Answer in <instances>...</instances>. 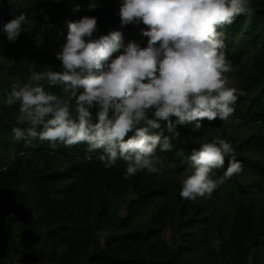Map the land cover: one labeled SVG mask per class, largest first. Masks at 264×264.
<instances>
[{"label": "trees", "instance_id": "1", "mask_svg": "<svg viewBox=\"0 0 264 264\" xmlns=\"http://www.w3.org/2000/svg\"><path fill=\"white\" fill-rule=\"evenodd\" d=\"M116 1L99 0L102 7L87 11L90 0H79L80 10L73 11L71 0H16L10 20L26 12L32 24L33 48L44 40L42 53L28 58L29 39L20 35L15 42L7 40L3 25L11 7L9 0H0V49L11 50L15 61L29 72L60 71L61 62L55 54L66 42L67 22L97 17L96 36L107 35L118 30L121 21ZM252 6L254 15L241 16L226 28L227 40L231 42L241 34L240 49L246 50L226 48V56L231 66H238L236 79L235 75L228 76L231 85L246 93L238 99L232 116L249 127L256 147L264 150V0H253ZM146 27L129 25L127 29L141 35V28ZM43 28L48 30L47 38L40 34ZM119 31L126 43L124 32ZM245 55L248 59L243 61ZM47 90L58 95L62 92L60 87ZM2 109L5 106L0 104ZM8 109V117H4L7 113L0 115V139L5 142L0 153V169H4L0 170V264H41L42 253L47 257L45 264H180L181 251L190 246L186 244L201 241L210 228L218 232L220 261L204 259L197 264H264V208L243 197L249 191L238 178L240 173L231 184L240 191L239 196L229 184L222 190L219 187L212 193L216 197L209 199L189 201L179 194L182 184L176 173L184 171L186 176L188 156L204 138L184 140L180 134L173 140L171 151L158 152L160 173L144 172L124 180L123 162L104 169L98 161L85 159L84 145L52 149L48 142L36 140L34 147L24 148L22 141L14 139L12 128L27 125L18 121V106ZM233 148L242 166L255 167L264 181V161ZM13 149L15 160L10 159ZM227 166L226 159L224 169L216 173L223 175ZM65 180L61 187L64 194L55 198L58 183ZM225 201L230 210L224 208ZM148 206L154 209L143 229L138 223L139 213ZM39 223L46 228L43 252L31 242V230ZM166 226L181 237L178 247L161 237Z\"/></svg>", "mask_w": 264, "mask_h": 264}, {"label": "clouds", "instance_id": "2", "mask_svg": "<svg viewBox=\"0 0 264 264\" xmlns=\"http://www.w3.org/2000/svg\"><path fill=\"white\" fill-rule=\"evenodd\" d=\"M252 3L119 0L122 26H147L140 30L148 38L146 47L136 41L125 44L119 30L97 37V17L67 22L66 42L55 54L61 70L33 71L27 82L12 83L0 102L7 107L18 104V121L27 125L12 128L14 139L26 149L36 140L52 149L84 145L85 159L98 161L104 169L123 162L124 180L160 173L158 152L172 150L179 126L198 132L205 119L226 121L246 94L226 75L232 70L226 28L241 16L254 15ZM102 6L90 0L87 11ZM79 10L80 5L73 9ZM31 27L27 13L21 12L3 31L15 42ZM53 87L66 95L47 90ZM10 159H16L15 149ZM226 159L227 168L216 178ZM242 169L230 142L204 138L188 156L179 194L189 201L210 198Z\"/></svg>", "mask_w": 264, "mask_h": 264}, {"label": "rangeland", "instance_id": "3", "mask_svg": "<svg viewBox=\"0 0 264 264\" xmlns=\"http://www.w3.org/2000/svg\"><path fill=\"white\" fill-rule=\"evenodd\" d=\"M73 4L79 5V0H71ZM119 0H117L115 3V8L119 9L120 4H118ZM10 7H11V12L7 15L5 23H7L10 18L13 17L14 13V5H16V0H9ZM133 25V24H129ZM122 26L121 21L117 25V29L122 30L125 35V40L127 44L130 41H138L142 47H146L147 45V37H143L137 33V31L133 30L131 33L127 29L129 26ZM134 26V25H133ZM31 28L27 32H22L20 35L24 39H29V44L26 48L27 51V57L32 58L36 54H41L44 48V40L41 39L38 41L40 43V46H36V48H33L32 43V30ZM42 36L45 38L48 37V30L47 28H43L40 33ZM242 35L238 34L236 38H234L233 41L230 42V40H227V49L232 50L234 52L236 51H244L240 49V40H241ZM248 51V50H247ZM246 51V52H247ZM119 53L114 54L118 55ZM248 55V53H247ZM247 55L244 56L245 61L247 58ZM30 69H33V66L30 67ZM238 69V66H232V70L230 73H227L226 75H235L236 79V71ZM32 72L27 71V69L24 67V64L15 61L14 59V54L11 50H5V49H0V102H2L4 99H6V93L10 91L11 85L14 82H27L29 76L31 75ZM60 95H66L61 92ZM2 106L3 103H0ZM13 106H18L19 105H13ZM7 106H5V109H2L0 111V115L4 117H8L7 115L10 112L8 109L7 111ZM5 110V112H4ZM4 113V114H3ZM19 115V114H18ZM204 127L198 131V132H193L191 127L189 126H179L178 131L181 134V137L184 140H188L190 138H193L194 136H200V138H209L210 136H218L220 138L225 139L226 141L230 142L232 146L241 148L243 152L247 154V156L252 157L255 160H260L264 161V150H261L256 147L255 145V138L251 135V131L248 126L241 125L240 124V118L237 116H231L228 120L226 121H220L219 119L214 120V121H207L206 119L202 121ZM5 148V142L0 139V153L4 152ZM2 160L5 162L7 160V156H4ZM38 160V157H37ZM222 175H218L216 173V178L220 177ZM176 177L179 181V183L182 184V180L185 178V173L184 171L177 172ZM239 179H242L243 182L246 183L247 185V190L249 191L248 194H245L243 197L249 202L253 203L256 205L257 208L263 209L264 208V181L261 180L260 175L255 167L251 166H244L242 171L240 172V175H238ZM234 176L220 186V189L222 190L223 186H226L229 184L233 188L234 194L237 196L240 195V191L237 190V188L234 189L233 184L234 181ZM67 180L65 181H60L58 183L59 189L55 191V198H60L64 194V190L61 189V187L66 183ZM224 194V192H222ZM216 197L214 195H211L210 198ZM200 198V197H198ZM205 198V197H203ZM209 199V197H206ZM218 202V199H213ZM230 202V199H229ZM223 203V201L221 202ZM226 204V205H225ZM122 205L125 207L124 203ZM224 208L230 210V208L227 207V202H224ZM154 207L153 206H148L144 208L140 213H139V218H138V223L142 225V228L145 229L148 226V222L151 218V213L153 211ZM127 212L125 210L123 211V215H126ZM1 214V213H0ZM161 237L169 244L175 247H178L181 244V237H179L178 233L173 230L171 226H166L162 232H161ZM201 241H197L192 244H186L190 245L188 250H182L180 254L181 262L180 264H197L201 260L204 259H212L215 261H220L221 253H220V244H219V236L218 232L215 229V231L210 228L207 231V234L202 238H200ZM192 240V237H191ZM46 228L43 223H39L37 226H35L31 230V242L33 245L37 248L46 250ZM40 263L45 264L48 263L47 257L42 253L40 255ZM262 263H264V257H262ZM22 264V263H21Z\"/></svg>", "mask_w": 264, "mask_h": 264}]
</instances>
